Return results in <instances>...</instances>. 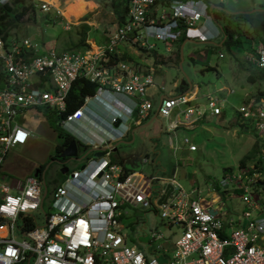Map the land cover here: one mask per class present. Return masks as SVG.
Returning a JSON list of instances; mask_svg holds the SVG:
<instances>
[{
	"label": "built area",
	"instance_id": "2783aa9c",
	"mask_svg": "<svg viewBox=\"0 0 264 264\" xmlns=\"http://www.w3.org/2000/svg\"><path fill=\"white\" fill-rule=\"evenodd\" d=\"M38 6L49 8L45 2ZM207 7L204 0H128L123 19L94 49L39 50L28 36L0 35V264H264V204L258 195L264 177V85L261 93H245L236 108L242 120L255 125L261 161L238 165L219 181L223 188L232 186L245 203L239 215L225 214L220 195L206 196L197 186L185 190L172 177L169 197L156 203L153 197L164 192L156 175L125 170L106 157L111 141L124 135L130 120L137 124L146 117L152 105L145 94L153 64L142 66L119 55L113 61L114 47L125 42L151 49L149 38L175 41L183 36L206 42L223 36L213 28ZM243 59L264 67V43L253 42ZM79 76L95 82L96 88L64 112L66 93ZM187 92L160 96L156 114L173 115L168 123L172 129L207 111H222V98L208 94L200 103L194 101V90L190 97ZM38 106L49 108L77 147L86 149L80 155L83 166L67 170L49 190L43 171L10 176L2 166L6 149L26 142L30 133L17 114ZM180 144L196 148L186 135ZM94 150L102 153L93 155ZM123 205L158 214L168 231L154 230L151 236L172 246L169 256L162 242L151 251L125 242L119 232Z\"/></svg>",
	"mask_w": 264,
	"mask_h": 264
},
{
	"label": "rangeland",
	"instance_id": "374dc122",
	"mask_svg": "<svg viewBox=\"0 0 264 264\" xmlns=\"http://www.w3.org/2000/svg\"><path fill=\"white\" fill-rule=\"evenodd\" d=\"M5 1L7 0L3 2ZM32 1L34 6L27 5L22 14L18 15L16 25L10 30L16 35H27L30 40L38 44L39 50H44L46 47L83 50L84 46L78 42L80 38L83 43L88 44H91L92 38L95 45H99L105 39L103 31L113 27L115 23L113 9L109 5L110 0ZM41 2L49 4V8L40 9L38 4ZM211 2H220L226 11L264 7V0H212ZM219 20L220 23L229 21L230 26L236 31L243 26L240 19L234 18L227 12H224ZM257 36L254 33V37ZM149 41L153 43L151 49L148 47L142 49L125 42H120L122 46L120 48L128 52L123 58L129 61L138 62L142 66L153 64L152 84L146 89L145 94L150 104L152 103L153 110L156 108L160 94L176 95L182 85H185L192 92L194 89L196 96L194 101L204 103L208 94L222 98L223 111L219 115H210L207 111L203 117L187 128L181 126L174 129L167 128L168 121L173 116L166 118L152 114L138 124L132 119L130 120L132 132L129 129L126 137L113 141L112 143H116V148L106 157L125 165L136 161L137 166L134 169H138L144 175H156L155 181L164 184V192L166 182L171 184L172 189L171 178H165L172 175V179L179 182L185 190L197 186L201 194L206 192V196L220 195V204L225 208V214L239 215L246 208L245 203L241 201L239 194L233 193L232 186L223 188L219 181L231 170H236L241 156L246 155L245 161L253 163L256 150L257 153L259 150L260 140L257 138L255 125L249 119L242 121L236 113L243 95L253 93L259 87L257 81L246 80V73L254 65L243 59L245 48L237 49L234 45L228 48L225 45L209 46L206 42L186 38L175 41L149 38ZM117 45L114 47L115 50L119 48V43ZM91 46L94 47L92 44ZM218 50L223 53L222 56L217 55ZM118 55L115 51L111 60H116ZM36 108H26L17 114L16 117L30 133L25 143L14 144L6 149L2 161L3 173L10 176L23 175L29 169L43 163L44 180L49 190L52 184L59 182L65 176L66 172L59 170L63 164L48 160L49 156L54 154L55 144L60 141L54 129L57 121L52 113H48L43 108ZM183 135L189 137L196 145V149L189 150L186 145L180 144ZM169 137L172 138L173 145L169 143ZM255 138L257 146L252 145ZM143 155L146 156L147 161H142ZM128 158L129 162L126 161ZM81 163L83 159L79 156L77 159H67L64 164L67 170H71L79 167ZM259 183L263 190L259 191L258 195L261 203L264 204V177ZM170 191L164 197V192L159 196L155 195L153 200L156 203L164 202L169 197ZM48 196L49 192L46 197ZM122 210L119 232L124 235L127 244L136 242L142 248L149 246L148 249L151 251L156 243L162 242L168 249L166 254L168 256L171 254L172 246L161 238L151 236L154 230L168 231L167 225L155 211L151 208L142 209L138 205H123ZM219 215L222 217L224 214L219 213ZM40 220L41 217H38L37 222ZM170 230L177 232L176 225L171 226ZM260 237L264 238V233ZM158 258L162 261L164 257Z\"/></svg>",
	"mask_w": 264,
	"mask_h": 264
},
{
	"label": "trees",
	"instance_id": "16d2710c",
	"mask_svg": "<svg viewBox=\"0 0 264 264\" xmlns=\"http://www.w3.org/2000/svg\"><path fill=\"white\" fill-rule=\"evenodd\" d=\"M128 0H110L109 5L113 9V20L114 21H121L124 15V12L126 10ZM27 5H30L31 7L34 6V2L32 0H7L3 3H0V35L2 37H5L10 34H14V32H11V28L16 25L17 23V17L19 14H22V12L25 10ZM216 6L211 8V14L216 22L219 23L221 34H223V38L221 40L220 44H217L216 42H206L209 46H219V45H225L226 48L231 47V45L236 46V48H245L244 52H246L250 47L251 44L255 41H262L264 43V7H260L257 9H252L251 11H236V12H230L226 11L220 2L215 4ZM262 6V5H260ZM224 12H227L229 14H232L234 18L240 19L241 23L243 22V26H240L239 30L236 31L232 26H230L229 21L220 23L219 17H222L224 15ZM254 33L257 34V38L254 37ZM233 35H235L233 37ZM242 36V39L240 37ZM180 40L184 39V37L178 38ZM82 46L86 45L81 41V38L78 41ZM154 51V50H153ZM128 53L121 54V57H126ZM177 55V54H176ZM223 55V53H222ZM221 55V56H222ZM243 56V55H242ZM248 63V62H247ZM246 80L253 82L257 81L259 84V87L254 90L253 94L256 92L261 93V89L264 85V67H257L254 65V67H251L250 71L246 73ZM185 83L186 82H182ZM96 88V83L87 80L86 78H83L81 76L76 77L66 93V101H65V110L64 112H69L73 108H75L80 102L82 97L87 93H92L94 89ZM36 108V107H35ZM47 110L48 113H54L49 110V108L45 106H38L37 109ZM223 111V108H222ZM215 115V113H213ZM237 116L240 118L239 114L237 113ZM54 119L57 121L56 115H54ZM248 119H243L242 121H245ZM54 129L56 130V134L59 135L60 141L59 143L55 144L54 146V153H58L62 150L65 144L73 138V135H71L69 132L63 130L58 124L54 126ZM256 138L254 139V143L252 145L257 146ZM256 149V147H255ZM194 150V149H193ZM86 151V149H82L80 151L81 154H83ZM89 153L85 154V157L88 156ZM247 159V156H241L238 159V165L246 164L245 161ZM255 159V160H254ZM251 160V159H250ZM256 164L261 161V158L257 154L252 159ZM237 165V166H238ZM39 171L43 169L44 164H38Z\"/></svg>",
	"mask_w": 264,
	"mask_h": 264
},
{
	"label": "crops",
	"instance_id": "0c3cea01",
	"mask_svg": "<svg viewBox=\"0 0 264 264\" xmlns=\"http://www.w3.org/2000/svg\"><path fill=\"white\" fill-rule=\"evenodd\" d=\"M91 1H93V0H91ZM204 1H206L207 2V4H208V11L210 10L211 11V8L212 7H214V6H216L215 4L217 3V2H211L212 0H204ZM236 11H241V10H236ZM231 12H233V10H231ZM125 13V12H124ZM123 17H124V15H123ZM123 19V18H122ZM212 19H213V21H214V23L216 24V25H219V23L218 22H216L215 21V19L212 17ZM118 21H115V23H117ZM97 23H99V22H97ZM114 23V24H115ZM100 24V23H99ZM113 24V25H114ZM109 29V28H108ZM107 29V30H108ZM107 30H105V31H103V33L105 34V39H104V41H103V43H105V40H106V31ZM102 31V30H101ZM25 36H27V35H25ZM89 38H90V36H89ZM185 38V37H184ZM223 37H222V35H219L217 38H215L214 40H209V41H206V42H216L217 44H218V42H220V40L222 39ZM186 39H190V38H186ZM218 41H217V40ZM198 41H200V40H198ZM204 42V41H203ZM103 43H101V44H103ZM86 45H84V49H87V48H90V49H94L97 45H95V43L93 42V39L91 38V44L94 46V47H92L91 46V44L89 43H85ZM101 44H99V45H101ZM181 45V44H180ZM118 46V45H117ZM120 47H122L121 46V43L119 44V48L116 50L117 52H118V54H119V56L121 57V54L125 51V52H127L126 50H124V49H121ZM179 48H180V46H179ZM128 53V52H127ZM123 58V57H122ZM185 84V83H184ZM185 90H188V91H190L191 89H189L188 87H185V85H182V87H181V89H180V91L176 94V95H178V94H180V93H182L183 91H185ZM194 90V89H193ZM195 92V91H194ZM170 95H172V94H170ZM160 96H162L161 94H160ZM159 99H160V97H159ZM158 103H159V100H158ZM158 103H157V105H158ZM157 105H156V108H154V110L152 109V105H151V107H150V109H149V113H148V115L146 116V117H144L143 119H141V121L140 122H142L143 120H145V119H147L148 118V116L149 115H152L153 114V116H155V115H158V114H156V109H157ZM37 109V108H36ZM173 111V113L174 114H176V115H178V116H180L181 114L177 111V110H175V109H173L172 110ZM206 113V112H205ZM204 113V114H205ZM209 113V112H208ZM204 114L202 115V116H200L199 118H201V117H203L204 116ZM210 115H213V113H209ZM219 114H221V112L220 113H218V114H215V115H219ZM171 116H173V115H171ZM166 118H169V117H166ZM173 118H174V116H173ZM172 118V119H173ZM199 118H197V119H199ZM172 119H170V120H172ZM196 119V120H197ZM169 120V121H170ZM195 120V121H196ZM169 121H168V123H169ZM195 121H193V122H195ZM139 122V123H140ZM193 122L192 123H190V124H187V125H184V124H179V125H177L176 127H179V126H181V127H185V128H187V127H191L192 126V124H193ZM138 124V123H137ZM176 127H174V128H176ZM132 128V126H131V123H129V128H128V130L124 133V135L123 136H127L128 135V133H129V129H131ZM167 128H169V129H172V128H170V126L169 125H167ZM173 128V129H174ZM131 132H132V129L130 130ZM122 136V137H123ZM189 138V137H188ZM117 139H119V138H117ZM116 140V139H115ZM115 140H112L111 141V144H112V150L113 149H115L116 148V143H112L113 141H115ZM172 140V138H170L169 137V143H170V141ZM27 141V140H26ZM121 141V140H120ZM125 142V141H124ZM25 143V142H24ZM76 143V142H75ZM193 143V142H192ZM23 144V143H22ZM66 145V144H65ZM64 145V146H65ZM80 149V150H79ZM196 149V148H195ZM82 150V147H77V145H76V153L79 151V155H77L76 154V156H80V151ZM82 155V154H81ZM65 157V156H64ZM146 158V156H142V161H147V158H146V160H143V158ZM80 158H81V156H80ZM65 159H67V157H65L64 158V160ZM69 159H72V158H69ZM127 162H129V158L126 160ZM114 162H116V163H119L125 170H135L134 168H135V166H137V162L136 161H134L133 163H130V164H128V165H125V163H122V162H117V161H114ZM65 163V162H64ZM63 163V164H64ZM59 164H61V163H59ZM82 164V163H81ZM80 164V165H81ZM79 165V166H80ZM35 168H37V166L36 167H33L32 169H29L28 171H27V173L28 172H33V170L35 169ZM78 168V167H77ZM138 170V169H137ZM38 171H39V169H38ZM37 171V172H38ZM41 171H43L44 172V167H43V169H41L39 172H41ZM67 171V169L64 171V172H66ZM26 174V173H25ZM164 177V176H163ZM163 177H161V178H163ZM171 177H173L172 175L171 176H166L165 178L166 179H168V178H171ZM55 184V183H54ZM54 184H52V185H54ZM51 185V186H52Z\"/></svg>",
	"mask_w": 264,
	"mask_h": 264
},
{
	"label": "water",
	"instance_id": "95a60500",
	"mask_svg": "<svg viewBox=\"0 0 264 264\" xmlns=\"http://www.w3.org/2000/svg\"><path fill=\"white\" fill-rule=\"evenodd\" d=\"M253 9H257V8H253ZM264 9V8H262ZM252 9L250 10H247V11H251ZM241 11H246V10H241ZM231 12V11H230ZM233 12H236V11H233ZM222 40V39H221ZM221 40L220 42H218V44L221 43ZM181 49V45H180V48L179 50ZM180 54H181V50H180ZM182 82H185V81H182ZM118 121V119L114 122V124H116ZM102 153V150H94L92 152L93 155H100ZM60 156H65L67 157V159L69 158H72V159H77L79 158V156H76V143H75V139H70L67 144L62 148V150L60 151ZM67 159L65 160H61V161H58L59 163L63 164ZM83 164H81L79 167H82ZM67 169V166L65 164L61 165L59 167V170L61 172H64L65 170ZM38 171V168H35L33 170V174H36ZM171 190V184L169 182H166L165 183V194L163 195V197L166 195V193Z\"/></svg>",
	"mask_w": 264,
	"mask_h": 264
},
{
	"label": "flooded vegetation",
	"instance_id": "af4514ba",
	"mask_svg": "<svg viewBox=\"0 0 264 264\" xmlns=\"http://www.w3.org/2000/svg\"><path fill=\"white\" fill-rule=\"evenodd\" d=\"M64 158L65 157L60 156V152H58V153H54L53 155H50L48 160H50L49 162H55L56 164H59L58 161L64 160Z\"/></svg>",
	"mask_w": 264,
	"mask_h": 264
},
{
	"label": "clouds",
	"instance_id": "9594fccd",
	"mask_svg": "<svg viewBox=\"0 0 264 264\" xmlns=\"http://www.w3.org/2000/svg\"><path fill=\"white\" fill-rule=\"evenodd\" d=\"M213 28H214L215 30H218V29H220V26L215 24V25L213 26ZM220 31H221V30H220Z\"/></svg>",
	"mask_w": 264,
	"mask_h": 264
},
{
	"label": "bare ground",
	"instance_id": "6f19581e",
	"mask_svg": "<svg viewBox=\"0 0 264 264\" xmlns=\"http://www.w3.org/2000/svg\"><path fill=\"white\" fill-rule=\"evenodd\" d=\"M193 93H194V92L190 91V92H187L186 95L190 97V96L193 95Z\"/></svg>",
	"mask_w": 264,
	"mask_h": 264
}]
</instances>
